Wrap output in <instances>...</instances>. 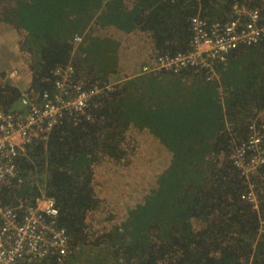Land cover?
<instances>
[{
	"label": "trees",
	"instance_id": "trees-1",
	"mask_svg": "<svg viewBox=\"0 0 264 264\" xmlns=\"http://www.w3.org/2000/svg\"><path fill=\"white\" fill-rule=\"evenodd\" d=\"M236 4L257 10L264 24V0L4 3L0 20L14 28L32 72L28 96L51 88L54 69L68 63L100 91L85 114L28 144L0 187L7 203L41 191L52 197L70 235L60 259L22 264H264V43L234 49L210 79L193 67L141 72L155 57L189 48L192 17L225 22ZM21 93L17 83H1V110L24 111ZM171 108L181 110V123L168 119ZM147 110L157 112V143L142 133L148 157L131 161L141 147L132 132L145 130L137 113ZM251 136L261 138L250 152L263 161L244 171L232 154L248 149ZM78 156L83 168L80 159L71 166ZM120 168L122 190H103L114 177L108 171Z\"/></svg>",
	"mask_w": 264,
	"mask_h": 264
},
{
	"label": "built area",
	"instance_id": "built-area-1",
	"mask_svg": "<svg viewBox=\"0 0 264 264\" xmlns=\"http://www.w3.org/2000/svg\"><path fill=\"white\" fill-rule=\"evenodd\" d=\"M234 7L235 16L225 22L207 23L198 16L192 17L193 37L189 48L155 57L150 64L141 67V72L178 73L183 68L193 67L204 69L210 79L217 76L214 63L223 61L234 49L264 43V24L260 23L259 12L244 5ZM74 39L80 41L78 36ZM53 75L51 88L44 89L38 96L31 97L28 91H22L20 101L24 111L5 112L0 108V187L15 176L16 159L28 144L46 138L65 117L85 114L90 101L100 92L96 84L87 86L78 80L70 63L56 67ZM260 141L259 136H251L248 149L240 147L232 154L234 163L244 165V171H248L262 162L261 153L252 156L250 152L259 148ZM246 155L250 157V164L243 161ZM69 241L70 235L58 223V210L52 197L42 191L15 203H7L0 197V264H22L55 254L60 259L69 252Z\"/></svg>",
	"mask_w": 264,
	"mask_h": 264
},
{
	"label": "rangeland",
	"instance_id": "rangeland-1",
	"mask_svg": "<svg viewBox=\"0 0 264 264\" xmlns=\"http://www.w3.org/2000/svg\"><path fill=\"white\" fill-rule=\"evenodd\" d=\"M8 2L9 0H0V13L4 3ZM26 57V55L20 53L16 48V33L14 28H12L10 24L0 20V84L4 83L6 80H9L11 83H17L21 91H26L27 87H29V80H31L32 77V72L27 66ZM14 70H16V72ZM169 112H171L168 118L169 120L175 119L177 123L182 122V112L179 108H171ZM166 116L167 114H163L164 118ZM140 117H144L145 121H135V124L144 128L145 130H134L132 132V138L136 140L135 142L138 145V142L141 143L140 141L143 139L141 137L142 133H145L144 137L147 140L156 142V139L152 137L150 129L152 128L151 126L157 121V112L147 110L145 114L137 113V118ZM143 124L147 125L148 127L143 126ZM140 146L139 159H136L138 156L137 149L134 158H129L131 161H143L148 157V155L144 152V149L147 148L148 145L141 143ZM79 159L81 162L83 161L81 156H78L77 158H71V166L76 167ZM84 165L85 162H82L80 167L83 168ZM124 172L125 170L123 168H120L114 172L108 171V174L113 175L114 177L110 181H107V186L104 187L103 190L106 192H111L113 189L122 190L121 181Z\"/></svg>",
	"mask_w": 264,
	"mask_h": 264
},
{
	"label": "crops",
	"instance_id": "crops-1",
	"mask_svg": "<svg viewBox=\"0 0 264 264\" xmlns=\"http://www.w3.org/2000/svg\"><path fill=\"white\" fill-rule=\"evenodd\" d=\"M30 81V80H29Z\"/></svg>",
	"mask_w": 264,
	"mask_h": 264
}]
</instances>
